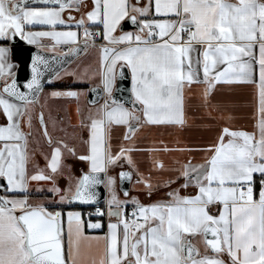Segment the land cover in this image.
I'll use <instances>...</instances> for the list:
<instances>
[{"label": "snow or ice", "instance_id": "snow-or-ice-1", "mask_svg": "<svg viewBox=\"0 0 264 264\" xmlns=\"http://www.w3.org/2000/svg\"><path fill=\"white\" fill-rule=\"evenodd\" d=\"M72 12H80V18ZM124 22L136 31H123ZM101 25L102 32L92 30ZM35 26L50 30L33 31ZM57 26L77 30L56 31ZM16 37L38 49L47 39L52 42L49 51L68 46L62 56L86 53L98 38L105 42L99 49L100 70L88 79L99 76L107 99L87 122L81 121L88 132L81 140L83 151L63 140L54 142L41 112L38 122L50 154L44 156L45 167L34 165L31 173L30 106L38 102L42 79L51 69L44 56L34 54L31 79L21 88L17 66L9 59L11 48L3 46ZM124 68L131 75L127 101L113 96L115 81L125 78ZM221 84H255L257 132L225 126L206 148L154 149L203 153L202 162L188 159L171 170L175 175L157 184L136 167L130 153L138 149L121 144L112 150L114 126L125 129L124 141H131L144 125L183 128L185 89L203 85L207 107ZM50 95L78 101L81 93ZM0 120V264H264V0H0ZM66 154L84 162L87 171L74 177ZM121 161L129 169L120 171L122 183L135 175L138 191L150 199L163 187L167 199L145 204L127 190L121 199L117 178L109 174ZM155 168L164 166L157 161ZM33 183L47 202H33ZM100 185L109 193V223L106 234L95 237L93 249L84 243L89 237L82 213H65L63 206L96 205ZM94 215L103 217L105 212L96 207ZM87 227L103 225L97 221Z\"/></svg>", "mask_w": 264, "mask_h": 264}, {"label": "crops", "instance_id": "crops-1", "mask_svg": "<svg viewBox=\"0 0 264 264\" xmlns=\"http://www.w3.org/2000/svg\"><path fill=\"white\" fill-rule=\"evenodd\" d=\"M143 3H147L148 0H142ZM86 11V9L81 8V12ZM67 13H64V19L67 21ZM73 16L78 20L80 18V12H73ZM74 25V21L71 22ZM125 23V22H124ZM123 23V24H124ZM33 31H44L50 30L47 26H35ZM56 31H67L77 29L73 26L71 29H68L64 26H57ZM93 31L102 32L101 26H92ZM82 31V30H81ZM125 32H135L136 30H123ZM118 31L116 35H119ZM82 41V38H81ZM44 47L41 50L50 53L61 54L62 52L68 51V46H57L55 50L49 51L48 49L51 47L52 42L47 39H42L39 42ZM105 42L102 39H97L96 47H90L86 53H84L80 58H83L82 63L80 64L79 69H76L73 72L75 75H69L67 77L58 79L53 85L59 87L54 89H45L48 94V100H46L48 104H44V106L48 109L47 105L51 104L50 99L52 98L50 93L53 91H81L84 87L86 88L89 82H91L90 87H100L103 89L100 84L99 76L97 75L95 79H88L91 72V68L95 67L97 73L100 70L99 60H100V46ZM3 46L10 47L9 42H3ZM35 46V45H32ZM36 47V46H35ZM193 59L195 60L196 53H193ZM256 57L258 59L259 52L258 48L256 49ZM78 58V59H80ZM10 61L16 65L9 57ZM17 66V65H16ZM17 67L14 69L16 71ZM130 76V88H131V75ZM202 76V72H201ZM257 83L259 82V66L255 65V72L253 77ZM117 80L114 83L113 91L116 87ZM72 85H80L82 88H71ZM89 86L87 89L90 88ZM203 85H193L191 89H185V119L186 124L183 128L177 126H169V125H144L139 128V130L134 134V137L131 141H124L123 135L125 129L123 127L114 126L111 131V146L112 150L118 151L119 146L121 144H125L128 147H134L135 151L130 153L136 167L139 169L141 173L144 174V177L147 179L149 176L151 177L152 183L157 184L160 183L170 176L175 175L172 169L178 168L180 163L187 161L188 159H192L194 163L202 162L203 153L201 152H181V151H155L154 149H163L167 147L168 149H181V148H206L210 146L220 133L221 129L225 126L229 127L231 130H242L249 133L257 132L255 127L258 119V107H259V97H258V89L255 84H221L218 85L216 90H214L211 101L207 107H205L202 92ZM44 92V91H43ZM89 93V91H88ZM104 97H106L103 92ZM70 100V99H69ZM76 101L75 103H66L64 108L66 107V115H63L64 109L60 111L59 118L54 120L51 117L48 120L47 116L44 114L45 121L47 124V129L49 135L52 137L53 141L63 140L67 142L69 145H73L76 147L78 152L83 151V145L81 144L82 139H86L88 132L87 129L82 127L81 121L87 122L88 117L95 113V111L88 112L85 114L86 107L90 106L88 104V94L85 95V103H81V100H72ZM103 100L98 105L99 107L104 103ZM79 108V114L77 109ZM41 110V107L38 105L34 106L32 111V136L29 137V151L30 149H41L42 143L49 148L46 140L39 138L37 135V129L39 127L37 122V114L38 111ZM48 112L50 113L49 109ZM2 122V120H0ZM24 131L27 132L29 129L27 127L24 128ZM41 131V129H40ZM81 131V132H80ZM42 142V143H41ZM50 149V148H49ZM31 153V151H30ZM32 154V153H31ZM40 162H43L41 159H38ZM74 167L77 169L79 175L81 171H87V165L84 162L74 159ZM161 162L164 166L162 170H156L155 163ZM68 162V161H66ZM121 166H117L109 169V174L115 176L117 178L116 183V192L121 199H124L123 194L119 190V179L118 174L121 170L128 171V166L126 162L121 161ZM29 168V165H28ZM29 170V169H28ZM37 185H30V191L33 193L32 198L36 196L44 195L42 193H36ZM44 187V186H43ZM173 187H178V185H173ZM105 188V187H104ZM106 197H107V189ZM167 189L161 187L154 191L152 197L149 199L147 195L143 191H138L136 186V177L133 176V180L130 183L129 193L134 196H138L142 203L148 204L153 203L158 200L167 199L165 192ZM183 191V190H182ZM45 196V195H44ZM106 201V199H105ZM67 205H65L66 207ZM131 206V205H129ZM64 207V208H65ZM82 212V211H81ZM85 229L84 235L86 237H103L107 232V225L109 223L108 220H104L103 218L91 219L90 221L101 222L103 225L102 229H92L88 231L87 229V220L84 219ZM113 223H115V218L112 219ZM67 228V224L65 223V229ZM97 244L95 241H91ZM86 243V242H84ZM194 244L200 248L201 252H203V245L198 241H193ZM100 247H103V242L101 241ZM226 258V257H225Z\"/></svg>", "mask_w": 264, "mask_h": 264}, {"label": "water", "instance_id": "water-1", "mask_svg": "<svg viewBox=\"0 0 264 264\" xmlns=\"http://www.w3.org/2000/svg\"><path fill=\"white\" fill-rule=\"evenodd\" d=\"M68 18V16H67ZM122 30H136L130 23L125 22L123 24ZM10 43V48H11V60L17 65V69L15 71L16 73V79L18 85L23 88V84L27 82L28 80L31 79V64H32V57L34 54L38 53L42 56H44L50 64V71L45 72V75L42 79V85H43V90L41 93L46 89V86L49 84V80H53L57 75L56 73H61L64 69L69 67L73 62H75L78 58H80L84 53H80L77 56H62L61 54H56V53H50L46 52L44 50L38 49L35 46H32L28 43H26L23 40H20L19 37L15 38V42H9ZM81 46H82V41H81ZM56 61H62L61 63H57ZM124 73H125V78L124 79H117V84L116 87L113 91V96L117 100H129L131 93H130V76L127 68H124ZM93 89L98 92V95H95L93 93ZM39 94V97L41 95ZM38 97V100H39ZM107 99V97H104L103 94V89L100 87H93L89 90L88 93V104L90 106H95L101 103L103 100ZM96 101L95 104L91 103V101ZM38 103V102H37ZM37 103L35 105H37ZM128 107H131V104L127 105ZM41 113V111H38L37 114V122H38V116ZM38 125L40 127V124L38 122ZM41 129V127H40ZM42 132V130H41ZM126 171V170H124ZM120 173V172H119ZM103 175V174H101ZM118 179H119V174H118ZM130 183L128 181H124L123 183L119 180V190L123 194L124 190H127L129 192L130 188ZM99 193V199H98V204L103 202L106 199V191L103 185H100L97 189ZM77 206L80 208H86V207H92L95 205H73Z\"/></svg>", "mask_w": 264, "mask_h": 264}, {"label": "rangeland", "instance_id": "rangeland-1", "mask_svg": "<svg viewBox=\"0 0 264 264\" xmlns=\"http://www.w3.org/2000/svg\"><path fill=\"white\" fill-rule=\"evenodd\" d=\"M83 58H80V59H77L75 62H73L69 67H67L66 69H64L60 74L59 76H56L53 80H52V83H55L58 79H61V78H64V77H67L69 76L67 73H73L76 69V72H77V69H79L80 67V64L82 63V60ZM94 73H97V70L95 67H92L91 68V72H90V75L92 76ZM96 76L93 78L95 79ZM84 86H91V82H89L87 85H84ZM87 87L83 88L81 91H77L79 93H81L80 95V100H81V103H85V95L88 94V91L92 88L90 87L89 89H87ZM48 100V94L47 92L44 90V92L41 93L40 97H39V100H38V107H41V112L43 113V117H44V114L47 116L48 120L51 119V117L54 118V120L58 119L59 118V115H60V111L62 109H64V112H63V115H66L65 111H66V107L64 108V105L66 103H75L76 101H72V100H69V99H64V98H59V99H50V102L51 104L47 105L50 113L48 112V109L44 106V104H48L46 103ZM44 103V104H43ZM35 106V105H34ZM34 106H30L32 107V111L34 109ZM83 106L86 107V110H85V114H87L88 112H92V111H96V109L98 108L97 106H94V107H89V106H86L83 104ZM44 121H45V117H44ZM45 124H46V121H45ZM47 125V124H46ZM48 130V129H47ZM81 132V131H80ZM37 135L39 136L40 139H42V141L44 140V137L42 135V132L40 131V129L38 128L37 129ZM42 143V142H41ZM31 153H32V161L29 163V172H33L35 169H34V165H39L40 168H44L45 167V159H44V156L45 154H50V149L47 148L43 143H42V147L41 149H30ZM38 159H41L43 162H40ZM68 161V162H66ZM65 162L66 164L68 165H71V174L74 176V177H78L79 176V173L77 172V169L74 167V158H71L70 156H67V154L65 155ZM60 183L62 186H66V181L61 178L60 179ZM44 187L46 188L47 185H44ZM106 189V188H105ZM109 198V193L107 191V197H106V201L107 199ZM33 202H39V201H44V202H47V198L44 196V195H39V196H36L35 198H32ZM65 207V206H63ZM65 213L67 211H79L81 212V210H78V209H64ZM82 213V212H81ZM83 215V214H82ZM84 218V217H83ZM89 222H93V221H90V219L87 220L86 224H88ZM65 223L67 224V217L65 215ZM88 231H91L92 229H89L87 227ZM91 241H95V237L93 238H90L89 240L85 241V246H87L88 244H91L92 245V248L95 249L97 244H95L94 242H91Z\"/></svg>", "mask_w": 264, "mask_h": 264}, {"label": "built area", "instance_id": "built-area-1", "mask_svg": "<svg viewBox=\"0 0 264 264\" xmlns=\"http://www.w3.org/2000/svg\"><path fill=\"white\" fill-rule=\"evenodd\" d=\"M96 207L101 208L105 212V215L103 217H97V216L94 215ZM83 209H84L83 212H82L83 217L85 219H87V220L88 219L91 220V219H96V218H103L106 221V220L109 219V217L106 214L107 211H108L106 201L101 202L98 205H95V206H92V207H86V208H83ZM131 210H132V206H128V211L131 212ZM90 213H92V215H89Z\"/></svg>", "mask_w": 264, "mask_h": 264}, {"label": "trees", "instance_id": "trees-1", "mask_svg": "<svg viewBox=\"0 0 264 264\" xmlns=\"http://www.w3.org/2000/svg\"><path fill=\"white\" fill-rule=\"evenodd\" d=\"M71 88H82V86H80V85H72V86H70ZM54 88H59V87H57V86H55V85H53V84H48L47 86H46V89H54ZM64 209H78V210H81L82 212H83V208H80V207H77V206H66ZM97 219V218H96Z\"/></svg>", "mask_w": 264, "mask_h": 264}, {"label": "flooded vegetation", "instance_id": "flooded-vegetation-1", "mask_svg": "<svg viewBox=\"0 0 264 264\" xmlns=\"http://www.w3.org/2000/svg\"><path fill=\"white\" fill-rule=\"evenodd\" d=\"M72 13H73V12H72ZM72 13H71V15H73ZM67 15H69V13H67Z\"/></svg>", "mask_w": 264, "mask_h": 264}, {"label": "bare ground", "instance_id": "bare-ground-1", "mask_svg": "<svg viewBox=\"0 0 264 264\" xmlns=\"http://www.w3.org/2000/svg\"><path fill=\"white\" fill-rule=\"evenodd\" d=\"M85 219V218H84ZM87 220V219H86Z\"/></svg>", "mask_w": 264, "mask_h": 264}]
</instances>
